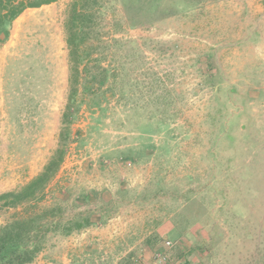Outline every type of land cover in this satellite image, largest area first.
<instances>
[{"label": "rangeland", "instance_id": "374dc122", "mask_svg": "<svg viewBox=\"0 0 264 264\" xmlns=\"http://www.w3.org/2000/svg\"><path fill=\"white\" fill-rule=\"evenodd\" d=\"M89 1L118 76L80 87L68 127L73 0L25 9L0 44V193L64 149L44 199L0 202V226L54 205L95 221L28 264H264V0Z\"/></svg>", "mask_w": 264, "mask_h": 264}, {"label": "trees", "instance_id": "16d2710c", "mask_svg": "<svg viewBox=\"0 0 264 264\" xmlns=\"http://www.w3.org/2000/svg\"><path fill=\"white\" fill-rule=\"evenodd\" d=\"M56 0H0V44L10 37L13 21L27 8H38ZM89 0H73L70 14L65 22L66 43L69 57V95L63 113L66 127L77 116L80 87L86 84L88 95L96 94L101 86L108 83L114 72L118 76V66L114 69L102 65L93 43L92 33L100 11L93 9ZM93 91V92H92ZM96 103V102H95ZM99 106V102L96 103ZM64 137H69L68 128ZM64 157L60 147L49 158L43 169L20 190L0 193V202L5 206H18L25 203H38L46 195V188L59 170ZM91 217L77 211L74 217L64 216L61 205L43 208L26 217H18L0 226V264H28L33 262L44 248L50 233L69 235L82 227L95 224Z\"/></svg>", "mask_w": 264, "mask_h": 264}, {"label": "built area", "instance_id": "2783aa9c", "mask_svg": "<svg viewBox=\"0 0 264 264\" xmlns=\"http://www.w3.org/2000/svg\"><path fill=\"white\" fill-rule=\"evenodd\" d=\"M172 242L170 240L166 241V246H171ZM152 264H169L167 257L162 251H157L155 254V259Z\"/></svg>", "mask_w": 264, "mask_h": 264}]
</instances>
